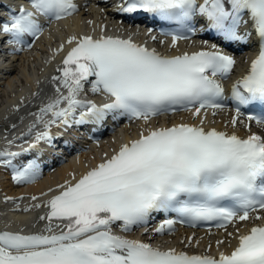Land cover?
<instances>
[{"label":"snow or ice","instance_id":"6c2138e0","mask_svg":"<svg viewBox=\"0 0 264 264\" xmlns=\"http://www.w3.org/2000/svg\"><path fill=\"white\" fill-rule=\"evenodd\" d=\"M29 3L32 10L20 7L0 22V32L17 44L42 32L40 16L60 20L77 10L74 0ZM116 10L145 13L178 25L177 31L162 33L172 37V46L188 38L185 32L197 31L193 23L197 19L203 20L201 31L214 32L228 42L247 43L255 33L259 54L231 89L236 106L232 125L242 109L264 105V0H120ZM73 41L76 46L58 69L60 76L53 77L59 82V95L37 115L46 130L37 132L35 142L23 152L0 151V157L7 158L0 163L12 166L13 158L42 140L51 141L48 129L57 123L99 124L109 115L148 123L152 117L177 111L191 113L198 123L141 131L139 138L122 144L75 184L60 185L62 191L43 205L49 211L39 217L48 221L42 231H0V264H264V223L239 234L231 252H220L218 257L165 250L125 235L148 225L158 212L175 213L179 221L163 220L153 229L157 234L174 231L177 222L194 226L214 221L226 228L237 221L264 220L261 215L251 216L264 210V136L253 133L241 138L204 127L205 110L225 107L221 81L232 73L236 60L216 44L168 56L131 37L73 36L68 43ZM61 50L63 45L57 52ZM85 83L91 84L93 93L105 95L107 102L80 99ZM78 109V119H73ZM49 113L52 119L45 122ZM248 119L264 124V118L252 114ZM38 174V165L29 160L12 178L31 182Z\"/></svg>","mask_w":264,"mask_h":264},{"label":"bare ground","instance_id":"6f19581e","mask_svg":"<svg viewBox=\"0 0 264 264\" xmlns=\"http://www.w3.org/2000/svg\"><path fill=\"white\" fill-rule=\"evenodd\" d=\"M99 1H100L99 4H95V2H97V0H88L89 8L84 6L81 8L80 13L74 15L73 17L53 21L52 24L55 27H58L62 24H66L67 26L70 27L69 30H72L73 28H79V27L85 26L83 24L84 21H87V22L96 21L98 23H106V20H104V17H102V14H103V12L105 13L107 10L106 17H108L107 15H109V10L113 7L107 6L106 10L103 11V9H101V6H102V3L104 0H99ZM111 3H112V0H110V4ZM69 24H72V25L70 26ZM86 31L88 32L89 30H86ZM60 32H63V31H60ZM41 40H43V39L39 38L37 41V44L39 46L45 47V49H38L37 47L30 48L29 50L23 49L18 54V60L16 62V66L14 67L12 73H10L11 75L8 74L7 79H4V82H6L8 84V86L9 85L10 86L18 85L16 83H22V77H27V75H28L29 66L31 67L33 72H38V70L41 67H44V66L50 64L55 59L56 56H59L62 52H66L69 49V45H66L62 51L55 53V49H57L61 43L57 42V43H54L53 45H51L50 41H48L47 44H44V42ZM46 40H48V39L46 38ZM43 57L46 59V61ZM0 63L3 64L5 62L1 61ZM12 79H14L13 83L11 82ZM0 90H2V91H0V117H1L0 119L6 120L7 124H10L14 121H22V123L20 122L13 127V128H15L16 126H19V129L14 130V132H15L14 135H18L21 132H23L24 130H26L27 127L29 126V124L32 122L31 117L28 116L27 114H25L23 116H19V114L21 112H24L25 109L28 108L30 105H32L33 103L38 101V98L40 97L39 93L41 91L40 90L35 91L34 89H32L29 91V93H27L25 95L22 94L21 97L16 98L15 94H14V90H11L10 93H7L6 88L1 86V85H0ZM58 94L59 93H57L56 91H53L51 93L50 97L53 98V97L57 96ZM11 101H13L14 103L8 104ZM15 104L18 105L17 108H15ZM63 105L64 104H61L60 106L63 107ZM35 107L36 108L33 111H35V112L39 111L40 107L38 105H36ZM31 112L32 111H30L29 113L31 114ZM45 116H46V118H45L46 121L52 119L50 113L48 115H45ZM233 117H234L233 114H230V116L227 118V119H229L228 122L225 123L224 122L225 117L223 116V114L217 112L215 115H213V113L211 112V113H207V120L205 121V124L225 128L228 130L236 129V130H239L240 132H242L244 130V128L242 127V125L239 122H237V124L235 126L232 125L231 121H232ZM173 118L177 121L179 119H185V118L192 119V116H191V113H189V112H180L178 114H175ZM195 121H198V119H195ZM143 125H144L143 121H141V120L138 121V124H137L138 127H141ZM42 128H43V126L36 127V129L31 132V135L34 136V135H36L37 132H41L43 130ZM0 130H2V128H0ZM3 130H8V128L5 127V128H3ZM9 134H11V132H6V133L3 132L2 134L0 133V151H3V150L9 151L10 150L9 146L18 145L20 143V141H18V139H23V137H25L24 135H22L18 139H15V140L10 139V141H9V140H7L9 138ZM114 134L116 135V138L119 135H121L126 140H129V134H131L132 136L134 135L133 137H137V134H136V132H134V130H131V131L126 130L123 133H120V134L114 133ZM2 135H5V136L2 137ZM113 139L114 138L110 137L107 142L102 143L100 145L101 146L100 148H102L100 152L104 151L106 149V147L109 145V143L112 142ZM7 141H8V143H6ZM9 142H11V143H9ZM114 143H112V144H114ZM124 143H118L115 147V150L119 149V147ZM43 148H44L45 152L51 153V152H49L48 149H46L47 145L44 146ZM95 149L96 150L93 154H91V153L88 154V157H89V159H87L88 161H91L92 157H94L98 154V152H97L98 147ZM85 159L86 158L83 157V153L80 156H75V157L68 156V159L65 162L59 161V163L53 165L52 169L54 171L48 177H44L41 180L35 181V183L32 187L17 188L15 191L9 192V194L18 195V193L21 191H23V192L28 191V192H32L34 194V192L41 190L46 183L52 182L54 184V183H59V182L63 181L67 177L71 178V173L77 166L80 165L83 168L81 172H84L88 169V164H85V162H84ZM98 162L99 161H97L96 163H98ZM94 164H95V162L92 165H94ZM2 176L5 177V174H3L0 171V185L3 186V185H5L4 184L5 182H4V179H1ZM0 194H2V193H0ZM45 196L46 195H44L42 197L41 196L38 197V200H41ZM0 217H2V216H0ZM47 224H48V222H47ZM243 226H244L243 222H241V223L239 222L237 224L229 225L226 228V230H227L226 233H222L221 232L222 230L209 232V231H194V230H190V229H187V230L180 229L175 233V235L165 237V238L172 240L170 242H167L166 245H167V247H174L175 249H186L189 251H199V249H204L202 247H199L201 245L207 247V249H208L207 251H215L216 253L218 251H221V250L228 251L237 242L235 234L238 230L242 229ZM44 228L45 227L39 229V231H42ZM55 230L59 231L60 229H55ZM216 233H219V235L216 236ZM229 233H231L232 235L229 236ZM183 236H184V239L180 240V238ZM222 236H225V239H223V243L218 245L217 241H221ZM142 240L145 241V240H151V239H147L144 237V238H142ZM189 242L193 243L192 247L188 246Z\"/></svg>","mask_w":264,"mask_h":264},{"label":"rangeland","instance_id":"374dc122","mask_svg":"<svg viewBox=\"0 0 264 264\" xmlns=\"http://www.w3.org/2000/svg\"><path fill=\"white\" fill-rule=\"evenodd\" d=\"M95 4H99V2H96ZM102 8H104V6H102ZM16 186H13V188H15Z\"/></svg>","mask_w":264,"mask_h":264}]
</instances>
